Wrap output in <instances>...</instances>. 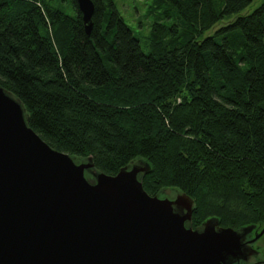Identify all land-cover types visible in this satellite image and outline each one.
<instances>
[{"label": "trees", "instance_id": "trees-1", "mask_svg": "<svg viewBox=\"0 0 264 264\" xmlns=\"http://www.w3.org/2000/svg\"><path fill=\"white\" fill-rule=\"evenodd\" d=\"M93 2L88 35L76 0H0V84L30 126L107 174L147 160L146 191L191 195L194 227L264 224V2L156 0L148 53L114 0Z\"/></svg>", "mask_w": 264, "mask_h": 264}, {"label": "water", "instance_id": "water-1", "mask_svg": "<svg viewBox=\"0 0 264 264\" xmlns=\"http://www.w3.org/2000/svg\"><path fill=\"white\" fill-rule=\"evenodd\" d=\"M85 29L93 0H76ZM143 158L115 174L92 157L53 148L29 124L25 105L0 84V264H246L264 225L193 226L194 198L151 195Z\"/></svg>", "mask_w": 264, "mask_h": 264}, {"label": "rangeland", "instance_id": "rangeland-1", "mask_svg": "<svg viewBox=\"0 0 264 264\" xmlns=\"http://www.w3.org/2000/svg\"><path fill=\"white\" fill-rule=\"evenodd\" d=\"M117 8L125 18L128 25L132 28L134 34L140 39L142 49L148 53L151 50L150 42L152 37L153 24L157 20V13H152L151 6L155 3L156 0H114ZM264 0H252L251 4L245 8L239 14H247L252 12L256 7L261 5ZM63 9L69 13H73L72 4L65 2ZM239 14L233 15L230 18H226L219 22L211 31L207 34L213 33L215 30L219 29L222 26L228 25L233 19H235ZM169 18L166 19V23H174L179 21L178 18L174 15V12L168 13ZM206 36V35H205ZM164 194L173 196L175 195L174 191L171 188H164L162 191ZM262 225H264L262 223ZM261 246L260 252L256 257L260 255V262L258 264H264V235L261 237L259 243ZM250 262V261H249ZM248 262V263H249Z\"/></svg>", "mask_w": 264, "mask_h": 264}, {"label": "flooded vegetation", "instance_id": "flooded-vegetation-1", "mask_svg": "<svg viewBox=\"0 0 264 264\" xmlns=\"http://www.w3.org/2000/svg\"><path fill=\"white\" fill-rule=\"evenodd\" d=\"M260 239L254 244V247H256L258 249H261V246L258 244ZM260 260H261V258H260V255H259V257L255 258L254 260H252V261H250L249 263H246V264H258V263H261Z\"/></svg>", "mask_w": 264, "mask_h": 264}, {"label": "bare ground", "instance_id": "bare-ground-1", "mask_svg": "<svg viewBox=\"0 0 264 264\" xmlns=\"http://www.w3.org/2000/svg\"><path fill=\"white\" fill-rule=\"evenodd\" d=\"M251 261V260H250Z\"/></svg>", "mask_w": 264, "mask_h": 264}]
</instances>
